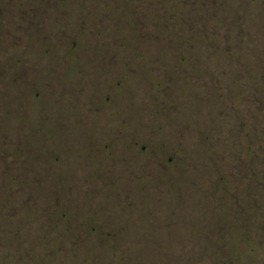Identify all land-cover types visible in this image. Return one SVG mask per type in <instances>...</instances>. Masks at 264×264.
Listing matches in <instances>:
<instances>
[{
    "label": "rangeland",
    "instance_id": "obj_1",
    "mask_svg": "<svg viewBox=\"0 0 264 264\" xmlns=\"http://www.w3.org/2000/svg\"><path fill=\"white\" fill-rule=\"evenodd\" d=\"M261 148L264 0H0V264H264Z\"/></svg>",
    "mask_w": 264,
    "mask_h": 264
},
{
    "label": "flooded vegetation",
    "instance_id": "obj_2",
    "mask_svg": "<svg viewBox=\"0 0 264 264\" xmlns=\"http://www.w3.org/2000/svg\"><path fill=\"white\" fill-rule=\"evenodd\" d=\"M88 103H90V102H87V104ZM216 116H217L218 127L220 129V124H221V122H220V117H221V110H220V108H217ZM229 133H230V131H229ZM219 138H220V131H218V135H217V145H218V148L220 146ZM228 145L230 146V149H231L232 146H234V143H232V146H231V143L228 141ZM251 149H252V147L249 144V146L247 147V150H245L246 153H247V155L248 154L250 155L251 153H253V150L251 151ZM262 149L264 150V148H261L260 150L262 151ZM219 160H220V154L218 156V161ZM252 166L253 165H249V166L244 165L243 168L240 169L242 171H239V174H242L243 175V178L246 179L245 181L247 183L250 182L251 178H254V174L255 173H254V170H253ZM231 189L232 188H228L227 186H225L224 184H222V181H221L220 177H218L217 184L215 185V191L217 192L219 198L225 199L223 201L220 200L224 206H229V207L237 208V207H239L241 205V206H243L245 208H250V204L252 202L250 201V196L249 195L251 194V191L252 190L251 189L250 190L247 189V194L245 196V201H242V200H239V197L235 195V193L238 195V191L237 190H234V194L232 195L231 194V191H230ZM260 199H263V198H260ZM263 201H264V199H263ZM263 204H264V202H263ZM100 235H102V234H100ZM108 238L115 239L114 237H110V235H107L106 238H104V239H108Z\"/></svg>",
    "mask_w": 264,
    "mask_h": 264
}]
</instances>
